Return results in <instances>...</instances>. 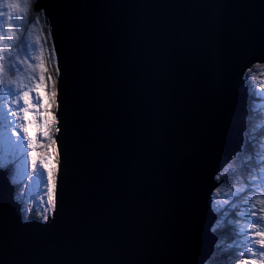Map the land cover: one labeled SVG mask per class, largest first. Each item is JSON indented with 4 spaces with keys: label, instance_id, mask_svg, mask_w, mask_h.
I'll return each instance as SVG.
<instances>
[{
    "label": "water",
    "instance_id": "1",
    "mask_svg": "<svg viewBox=\"0 0 264 264\" xmlns=\"http://www.w3.org/2000/svg\"><path fill=\"white\" fill-rule=\"evenodd\" d=\"M31 8L57 71L58 203L24 221L0 169V264L209 263L216 177L242 151L247 72L264 65V0Z\"/></svg>",
    "mask_w": 264,
    "mask_h": 264
},
{
    "label": "rangeland",
    "instance_id": "2",
    "mask_svg": "<svg viewBox=\"0 0 264 264\" xmlns=\"http://www.w3.org/2000/svg\"><path fill=\"white\" fill-rule=\"evenodd\" d=\"M20 2L23 3L24 0H20ZM30 6H31V2H30ZM30 6L28 8L27 14L25 15V27L27 28V33L22 37V40L31 47L26 48L24 47V45L20 43V41H17L16 42L17 46L11 48V56L6 55L4 60H0V63H3L5 65V73H7V75H5L4 73H0V79L5 80V85H7V80L10 78L13 81H20L23 84H31L35 88L36 80L39 78L40 75V69L39 68L36 69V73H35L36 79H31L29 77L31 76L32 70L28 69V71L25 72L24 69L27 67V64L22 63V61L27 60L28 63L39 64L40 62L39 58H43L46 61L45 73L47 68H49L48 51L47 48L43 46V43L39 35V31H38L39 23H36L35 25L37 27V31L33 25H30V27L28 28ZM3 27H4L3 25H0V30H2ZM37 39H39L40 44L35 43ZM32 55L37 56L38 59L31 60L30 57ZM259 73H262V77L264 80V69L261 70L258 69L255 72H252V75L256 76L255 80H257V75ZM252 78L253 79H249L253 84L251 90L254 91L252 97H251L252 92L251 91L249 92V96L251 98L252 110L262 117V122L257 120V122L259 123L254 122L253 126H255V128L258 129V132L260 131L263 132L264 131V127H263L264 126V90H262L261 86H258L256 81H253L255 77L252 76ZM53 83L54 81L52 82V79L46 80L45 84H41L39 89L32 93L33 96L39 95L41 106L39 108L30 109L29 115L27 117H23V113H18L22 117V120L17 121L18 123L21 122L24 123L25 126L28 127V136L34 138L36 141L35 152L37 159V170L39 173L43 175V181H37V183H39L40 185L39 187L36 186V183H33V181H35L37 178L32 171L31 156L28 155V153L33 152V148L27 147V145L30 143V140L24 138V133L19 130H17L18 134L22 138L23 143L25 145V149H24L25 154L22 157L23 159L22 171L18 173L16 163H13L11 164L13 166L11 170L12 177L10 178L9 176V178L12 180L14 184L19 185L20 195L24 202L25 207L29 208L30 210L34 209L36 211L43 210L44 203L48 201L47 169L41 166L40 164L41 159L45 160L48 168L53 169L54 175L56 172V160L54 161V156L56 155L55 149H51L49 145L50 139L53 140V137L51 136V130L53 128V124L51 123L52 114H53L51 108V88ZM254 86H257V88H254ZM15 87L16 85L13 84L14 89ZM23 90L26 89H24L23 86H21V91ZM2 97H3V93H0V104H5V100ZM21 103L23 102L21 101ZM5 106L7 105L5 104ZM48 113H51V115H48ZM9 118L15 119L13 117H9ZM45 120L48 121L47 125L45 124ZM45 132L48 133L47 136H45ZM263 135L260 138V144L258 142L255 143L256 144L255 146L258 147L257 149L259 150V153L256 156L258 160H253V162L251 160L252 164L254 163L257 165H258L257 163L258 161L259 166L261 167H264V158L260 155V153L264 151ZM253 136H254L253 131L251 133L248 132V136H247L248 145L250 143V138ZM16 139H17L16 136H12V140H16ZM235 159H237V157ZM18 160L19 158H17V162ZM229 168L230 167L228 166L225 168V170ZM9 174H10V170H9ZM246 180L250 184L249 186L253 189H250V187L247 188L245 186L246 185L245 177L240 176L237 177L236 179H232L231 184L228 185L227 187H222L223 185H221L218 189L215 190L213 194V206L216 209V211L219 213L218 216L220 217V220L224 221V219H227L229 222L232 223V216L233 215L236 216L235 224L237 225L236 228L237 237L235 238V241L239 244L237 248L239 250H240V242L243 239V234L239 233V229L241 227L250 229L247 220L251 219L250 216H241L240 213L252 212L253 210L250 207V201L251 200L254 201L256 198H258L261 195L262 191H264V168L252 174L249 173V175L246 176ZM241 197H243V199H241ZM238 219H240V221ZM238 256H239V252H238Z\"/></svg>",
    "mask_w": 264,
    "mask_h": 264
},
{
    "label": "snow or ice",
    "instance_id": "3",
    "mask_svg": "<svg viewBox=\"0 0 264 264\" xmlns=\"http://www.w3.org/2000/svg\"><path fill=\"white\" fill-rule=\"evenodd\" d=\"M30 2L31 0H24L23 3L20 0H0V25L4 26L0 30V60H4L6 55L11 56V48L17 46V41H20L26 48L31 47L22 40V37L27 33L25 15L27 14ZM36 11H40V9L37 8ZM35 43L40 44L39 39ZM30 59L36 60L38 57L32 55ZM39 60V64L28 63L27 60L22 61V63L27 64V67L24 69L25 72L28 69L32 70L29 77L31 79H36V69H40V75L36 80L35 88L31 84H23L10 78L7 80V85H5V80L0 79V93H3L2 98L7 105L0 104V168H7L9 165L16 163L17 172L22 171V157L25 154V145L17 130L22 131L24 138L30 140L27 147L33 148V152L28 153V155L31 156L32 171L37 178L33 183H36L37 187L40 186L37 181H43V175L37 170L36 141L34 138L28 136V127L24 123H18L17 121L22 120V117L18 113H23V117H27L30 109L41 106L39 95L33 96L32 93L38 90L41 84H45L46 80L52 79L51 75H46L45 73L46 61L43 58H39ZM0 73L7 75L3 63H0ZM13 84L16 85L15 89L13 88ZM21 86L26 90L21 91ZM261 87L264 90V83H262ZM56 95L55 83H53V90L51 92L52 103H55ZM48 115H51V113H48ZM9 117L15 119H10ZM51 123H57L54 116ZM45 124H48L47 120H45ZM47 135L48 133L45 132V136ZM12 136H16L17 139L12 140ZM55 143L56 141L52 140V144ZM17 158H19L18 162ZM40 164L47 169L48 203L51 205L52 210L55 211L58 196L56 195L54 171L52 168H48L44 159H41ZM216 179L220 180L221 177L217 176ZM250 207L253 210L252 212L240 213L241 216H250L251 219L247 220L250 229L245 227L239 229V233L243 234V239L240 242L238 264H264V223H261L264 222V191L254 201H250ZM23 211L26 212L27 209H23ZM44 219L46 221L47 216ZM217 226H219V222L213 227V231H215V227Z\"/></svg>",
    "mask_w": 264,
    "mask_h": 264
},
{
    "label": "trees",
    "instance_id": "4",
    "mask_svg": "<svg viewBox=\"0 0 264 264\" xmlns=\"http://www.w3.org/2000/svg\"><path fill=\"white\" fill-rule=\"evenodd\" d=\"M33 2H34V0L31 1V6H32ZM31 6H30V18L28 21V27L31 24L39 23L40 28L42 29L41 37H42L43 41H45V43H46V47H47V51H48V58H49V68H47L46 74L51 75L52 80L54 78V83H55L57 71H56L55 62H54V56L52 53L53 51H51L52 47H51V42H50V37H49V31H48V28H46L44 23H43V17L35 15L32 12ZM258 69L259 70L264 69V65L254 66L253 69L247 73L246 84L248 85V88H250V90L253 87V86H250L251 81L249 80V79H253L252 76L255 77L253 81H256L258 86H261L262 83H264L262 73H259L257 75V80H255L256 76L252 75V72H255ZM255 87L257 88V86H255ZM247 102H248V97H247ZM51 108H52V113H53L52 117H53L55 114L54 112L56 110V104L51 102ZM247 111L250 112L249 104L247 106ZM257 120H259V119L255 118V113L252 112V115L249 118L250 122L248 121V131L245 133V138L247 140V142H245V145L248 143L247 136H248V132L251 128L250 124H253L254 122L259 123V122H257ZM259 121L262 122V119ZM56 133H57V129H56V123H55V124H53V128L51 130V136L54 138ZM260 135H263V134L260 133L257 136L252 137V139H256L257 141H259L258 142L259 144H260L259 138H261ZM263 137H264V135H263ZM49 145H50L51 149H55V145L52 144V139H50ZM245 145L243 146L242 152L239 155H237V159H235L230 164V166H229L230 168L223 171L220 174L219 177H221V179L224 181L222 184L223 185L222 187H227L228 185L231 184L232 179H236L237 177L242 176V177H245V184H246L245 186L247 188H249L250 184L246 180V176L249 175V173L252 174V173L257 172L259 170H262L264 168V167H261L257 164H254V163L252 164L253 160H258V158L256 156L259 153V150L257 149L258 147L255 146L256 144L252 145L251 143H249V145L247 144L248 146L247 145L245 146ZM260 155L264 158V151H262L260 153ZM55 160H56V164H57V155L54 156V161ZM251 160H252V162H251ZM12 167H13L12 165H9L7 168H3V169H9L10 170V174H9L10 178L12 177V173H11ZM0 169H2V168H0ZM15 186H16L15 199H16V201L20 202L22 205L23 219L25 221L36 220V221L44 222L45 221L44 217L47 216V218H48V216L50 215V213L52 211L51 205L48 203V201L46 203H44V209L43 210H41V211H36L34 209L30 210L29 208H26L24 205V202H23L21 195H20L19 185L15 184ZM250 189H253V188L250 187ZM23 209H27V211L25 212V211H23ZM235 222H236V216L235 215L232 216V223L229 222L227 219H224V221H222V220H220V217H219V226L215 227V231H214L215 235H217V237H218V241H217V244L215 246L214 254L211 257L212 259L210 260L209 264H235V263H238L237 259H238L239 249H237V248H238L239 244L237 242L236 243L234 242L235 236H236V228H237V225L235 224ZM217 223H218V221L216 222L215 225H217ZM223 226H224V228H223ZM220 228H222V231ZM226 228H228V229H226ZM232 229H233V231H232ZM224 232H225V234H224ZM232 252H234V253H232Z\"/></svg>",
    "mask_w": 264,
    "mask_h": 264
},
{
    "label": "bare ground",
    "instance_id": "5",
    "mask_svg": "<svg viewBox=\"0 0 264 264\" xmlns=\"http://www.w3.org/2000/svg\"><path fill=\"white\" fill-rule=\"evenodd\" d=\"M250 82V81H249ZM250 86H253V84H252V82L250 83ZM248 87V85L246 84V82H245V88H247ZM251 97H252V95L254 94V91H252L251 90ZM256 98V97H255ZM253 99V98H252ZM247 106H248V102H247ZM247 113H248V119L250 118V116L252 115V113H251V115H250V112L249 111H247ZM245 135V134H244ZM250 137V136H249ZM252 138V137H251ZM257 163H258V165H259V162L257 161ZM252 201V200H251ZM239 221H240V219H238ZM225 224V223H224ZM227 224V223H226ZM223 225V224H222ZM228 225V224H227ZM216 226V225H215ZM225 226V225H224ZM224 226H223V228H224ZM227 227V226H226ZM229 228V227H228ZM228 228H226V229H228ZM221 229V231H222V228H220ZM225 229V230H226ZM217 230V229H216ZM220 231V230H219ZM232 231H233V229H232ZM229 232V231H228ZM224 234H225V232H224ZM227 235V234H226ZM223 236V235H222ZM237 236H235V238H236ZM235 243H236V241H234ZM227 243V242H226ZM230 243V242H229ZM228 246V245H227ZM228 250V249H227ZM233 250V249H232ZM234 251V250H233ZM232 253H234V252H232ZM232 263V262H231Z\"/></svg>",
    "mask_w": 264,
    "mask_h": 264
},
{
    "label": "flooded vegetation",
    "instance_id": "6",
    "mask_svg": "<svg viewBox=\"0 0 264 264\" xmlns=\"http://www.w3.org/2000/svg\"><path fill=\"white\" fill-rule=\"evenodd\" d=\"M29 18H30V13H29ZM42 43H43V46L44 47H46V43H45V41H42ZM42 47V46H41ZM54 81V79L52 80V82ZM52 89H53V84H52V88H51V91H52ZM250 127H253V124H250ZM252 129V128H251Z\"/></svg>",
    "mask_w": 264,
    "mask_h": 264
}]
</instances>
